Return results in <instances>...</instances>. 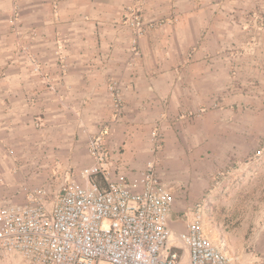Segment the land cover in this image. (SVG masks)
Returning <instances> with one entry per match:
<instances>
[{
    "label": "crops",
    "instance_id": "obj_1",
    "mask_svg": "<svg viewBox=\"0 0 264 264\" xmlns=\"http://www.w3.org/2000/svg\"><path fill=\"white\" fill-rule=\"evenodd\" d=\"M137 1L20 0L12 25V0H0V17L5 18L0 28L1 203L27 200L20 189L24 176L54 175L53 180L62 181L91 165L89 141L103 128L109 177L138 180L144 165L138 161L144 155L141 129L157 117L165 121L176 113L174 97L181 88L174 82L185 76L182 68L166 69L171 60L167 62L160 48L167 33L185 29L187 16H201L205 10L183 8L190 0H142L147 19L168 17L173 10L181 18L178 24L149 30L135 52L124 17ZM173 1L179 8H173ZM200 23L196 21L195 32ZM112 81L119 82L124 99L120 116ZM164 124L172 128L173 122ZM98 179L106 184L103 177ZM15 256L0 249L3 261ZM252 260L264 264V251L257 259L242 261Z\"/></svg>",
    "mask_w": 264,
    "mask_h": 264
},
{
    "label": "rangeland",
    "instance_id": "obj_2",
    "mask_svg": "<svg viewBox=\"0 0 264 264\" xmlns=\"http://www.w3.org/2000/svg\"><path fill=\"white\" fill-rule=\"evenodd\" d=\"M176 2L173 8H179ZM142 4L138 0L124 17L133 42L128 19L133 9L142 15L138 50L149 30L178 24L181 18L173 10L168 17L147 19ZM182 7L205 14L187 16L185 29L165 36L160 52L171 60L166 69L182 68L185 76L174 82L181 88L174 97L176 113L165 121L157 117L141 129L144 155L138 161L144 165L139 170L153 161L169 186L175 230H185L200 204L214 238L226 237L230 251L241 260L257 259L264 251V0H190ZM19 9L20 0H12V25ZM4 19L0 17L1 30ZM197 20L202 28L195 32ZM169 121L172 128L164 124ZM74 177L77 180L78 171ZM53 179L24 176L20 189L27 195L29 189L47 188L50 207L63 182ZM0 264L27 262L15 256L0 259Z\"/></svg>",
    "mask_w": 264,
    "mask_h": 264
},
{
    "label": "built area",
    "instance_id": "obj_3",
    "mask_svg": "<svg viewBox=\"0 0 264 264\" xmlns=\"http://www.w3.org/2000/svg\"><path fill=\"white\" fill-rule=\"evenodd\" d=\"M133 51L144 20L133 9ZM116 115L124 103L118 81L110 83ZM103 128L91 136L93 163L70 174L47 205V188L29 189L24 202H0V249L27 264H260L230 251L227 238H214L201 205L184 231L173 229L174 198L150 161L137 181L113 180ZM103 177L106 184H101Z\"/></svg>",
    "mask_w": 264,
    "mask_h": 264
}]
</instances>
